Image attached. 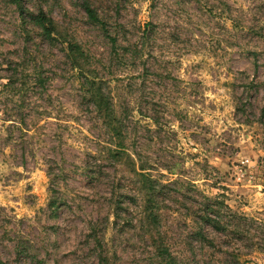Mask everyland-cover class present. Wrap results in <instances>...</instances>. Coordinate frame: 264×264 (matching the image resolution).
<instances>
[{"label": "rangeland", "instance_id": "rangeland-1", "mask_svg": "<svg viewBox=\"0 0 264 264\" xmlns=\"http://www.w3.org/2000/svg\"><path fill=\"white\" fill-rule=\"evenodd\" d=\"M88 1L120 45L139 44L148 29L145 67L111 53L80 0H0V261L164 264L165 249L178 264H264V0ZM16 2L25 15L42 9L89 56L118 111L129 112L133 164L101 158L107 132L82 100L65 45L24 23ZM25 48L36 58L28 72L46 87L12 96L4 58ZM141 161L165 187L153 230L132 170ZM203 197L246 218L243 232L206 229L213 244L201 243Z\"/></svg>", "mask_w": 264, "mask_h": 264}, {"label": "trees", "instance_id": "trees-1", "mask_svg": "<svg viewBox=\"0 0 264 264\" xmlns=\"http://www.w3.org/2000/svg\"><path fill=\"white\" fill-rule=\"evenodd\" d=\"M81 7L86 14L87 20L98 26L108 39L111 53L125 61L126 63L138 65L141 64L145 67V61H140L142 56L146 53L147 42L145 41L147 28H144L141 40L137 43H129L126 46L120 45L118 38L110 34L107 28V24L102 20L97 10L91 5L88 0H80ZM19 6V11L23 22L25 23L26 17L31 20V23L35 28L39 30V35L47 41H60L65 45L66 58L70 63V67L75 69L79 76V86L81 89L82 100L91 106L93 111L100 121V125L107 132L108 142L106 148V154H103L101 158H106L109 162H119L120 160L130 159L127 154V148L125 145L126 134L129 129L130 115L128 110L123 104L118 105L114 103L113 97L105 90V81L98 79L96 71L88 68L90 64L89 56L83 50L80 44L74 40H67L62 38V35L57 30V25L42 9L37 14L28 12L25 15V10L21 6L20 2H16ZM148 27V26H147ZM25 33L28 31L25 29ZM28 35V34H27ZM139 45V46H138ZM25 57L21 59H9L4 58L7 68L10 69V76L7 78L6 84L3 85V91L10 92L12 96H17L29 91H34L41 94V91L46 87V80L37 75L35 72H28V64L36 63V58L31 54L30 50L25 48ZM140 61V62H139ZM148 69L145 68L144 80L147 78L146 74ZM40 89V92L38 91ZM1 96V93H0ZM240 109V108H238ZM133 172L137 176L138 184L136 190L142 197V213L143 222L149 229H157L160 219V211L163 207V201L160 200L161 196L165 192V187L157 182L152 177L143 173L146 170V162L141 161L139 167L140 173L134 170ZM219 198L203 197L202 201L197 205L195 214L197 217L196 225L198 227L197 235H199L201 243L204 245H212L213 242L205 235L206 229H211L215 233L228 235L229 233L240 235L243 231L244 223L242 220H247L238 216L236 213L230 211L228 207ZM122 205V204H121ZM120 205H117L119 209ZM48 210L52 215H57L59 211V199L52 198L48 204ZM246 230V229H245ZM247 231V230H246ZM249 231V230H248ZM161 256L164 264H178L175 258L169 254L167 250H161ZM105 261V263H103ZM0 264H5L0 261ZM101 264H108L106 260H102Z\"/></svg>", "mask_w": 264, "mask_h": 264}]
</instances>
